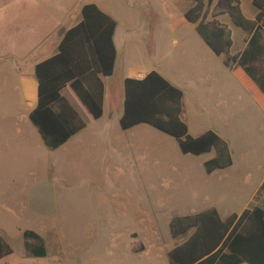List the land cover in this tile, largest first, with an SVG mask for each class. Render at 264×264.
Returning a JSON list of instances; mask_svg holds the SVG:
<instances>
[{
    "label": "rangeland",
    "instance_id": "obj_1",
    "mask_svg": "<svg viewBox=\"0 0 264 264\" xmlns=\"http://www.w3.org/2000/svg\"><path fill=\"white\" fill-rule=\"evenodd\" d=\"M104 2L114 8L119 19V63L126 61L140 66L141 54L135 47L142 48L139 43L143 41L145 29L157 21L149 16V3L153 8L166 6L159 0ZM57 14L36 15L33 9L27 14L23 13L19 0H0V228L13 240L15 255L9 264H46L45 260L27 257L19 230V227L36 225L49 237L51 258L66 254L70 260L58 264H82L81 259L91 264H139L131 258L132 248L139 252L147 246L159 248L161 243L164 247L167 245L169 252L180 243L181 240L172 238L170 223L181 211H190V201L182 198L184 192L189 193L195 187L199 193L205 190L200 188L208 186L202 164L207 157L196 159L185 171L175 155L162 162L159 147L155 150L153 142L145 145L152 148L150 153H145L141 147L151 136L140 132L131 137L136 149L131 155L124 154L121 143L118 149L110 145L111 135L102 136L106 130L101 128L111 127L107 132L115 137L118 130L122 131L123 86L111 98L101 124H91V132L68 145L69 148L76 145V150L65 147L49 150L28 116L20 126L18 110L27 108L28 104L20 96L18 70L23 62L35 59L38 52L31 53V50L47 32L57 29L52 34V42L61 36L59 28L54 26L61 19ZM44 21L48 25L39 28L38 23ZM134 23L143 32L140 36L131 34ZM161 24H169L167 17L162 18ZM142 50L147 55L146 63H153L154 59L148 57L149 50ZM161 51L168 55L162 64L166 68L175 66L179 47L169 44ZM158 53H161L159 49ZM117 83L114 81L111 91ZM151 130L161 134L154 128ZM129 134L122 135L129 139ZM95 139H100L98 148H90ZM179 155L183 156L180 150ZM5 201L15 204L18 216L6 213ZM139 220L143 222L139 224ZM162 264H170L168 256Z\"/></svg>",
    "mask_w": 264,
    "mask_h": 264
},
{
    "label": "trees",
    "instance_id": "obj_2",
    "mask_svg": "<svg viewBox=\"0 0 264 264\" xmlns=\"http://www.w3.org/2000/svg\"><path fill=\"white\" fill-rule=\"evenodd\" d=\"M195 6L185 19L209 48L225 57L239 81L264 109V0H254L259 10L256 20H249L241 0H191ZM215 5V6H214ZM228 15L242 29L247 50L231 57V29L217 19ZM83 20L65 33L58 53L36 67L38 104L30 114L45 146L57 151L88 127V117L98 121L104 116L105 84L103 78L114 75L117 50L114 35L117 22L97 5L82 9ZM209 18L212 20L209 21ZM77 98L81 114L64 95L66 90ZM182 90L157 72L142 80L124 83V113L120 125L124 131L148 125L177 141L184 155L200 157L216 151L205 164L209 175L233 166L228 144L213 131L194 138L182 120ZM264 193L262 186L259 196ZM174 240L189 237L169 253L170 264H264V209L255 207L241 216L234 214L224 221L216 209L198 215L176 217L170 223ZM29 258L48 257L45 239L38 233L23 232ZM14 254L13 247L0 235V261Z\"/></svg>",
    "mask_w": 264,
    "mask_h": 264
},
{
    "label": "crops",
    "instance_id": "obj_3",
    "mask_svg": "<svg viewBox=\"0 0 264 264\" xmlns=\"http://www.w3.org/2000/svg\"><path fill=\"white\" fill-rule=\"evenodd\" d=\"M159 1L166 7L162 9L153 8L152 4L149 3V16H153L157 21L150 29H145L146 34L141 38L143 41L139 43L143 49L149 50L148 57L153 58L154 62L151 64L146 63V52L144 53L142 48L135 47L137 52L141 54V65L136 66L132 62L131 64L126 61L122 64L119 63L117 45L120 27L119 19L114 8L104 2V0H87L85 2L82 0H19L23 13L26 11L29 14L30 10L33 9L36 15L44 13L51 17L55 16L58 11L57 15L61 19L54 26L59 28L58 33L62 34L56 41L52 42L54 36L52 34L57 32V29L54 28L47 32L48 34L31 50V53L38 52L35 59L30 62H23L19 67L17 77L19 92L28 107L18 110L20 116L18 124L22 126L26 122L27 116L30 119L31 112L38 104V82L35 74L37 65L58 53V47L65 33L82 22V9L84 6L95 4L118 24L114 35V43L117 50L115 71L113 77L102 79L105 84L103 118L98 121H92L88 117V127L73 137L63 147L67 148V150H76V145H73L72 148H69L68 145H72V142L80 141L81 138L91 132L90 128L92 125L101 124L107 115L111 98L115 95L118 88H122V86L124 88V83L127 79L142 80L150 73L157 72L173 86L183 91L182 120L187 125L189 134L194 138H198L209 131L218 134L230 148L233 166L227 170L217 171L209 175L205 164L216 157V151L200 157L184 155L181 152L183 155L181 156L179 155V144L175 139L171 141L167 138L169 136L166 135L165 137V134L161 133L159 135L152 132V127L148 125H141L128 131H124L120 125L122 131L118 130L117 137L107 132L111 127L104 126L101 129L106 131L102 136L111 135V138L109 137L110 145L116 146L118 149L121 143V150L125 151L126 153L124 154L126 155H131L136 151L131 137L135 138L134 136H137V132L147 137L151 136L153 139L147 138L144 141V146L141 143L137 145L142 146L141 148L145 153H150L152 148H148L145 145L153 142L156 147L155 150H157V146L159 147V155L162 162H167V160L173 158L172 155H175L174 157H177L182 163V168L185 171V167L193 165L196 159L207 157L202 164L207 174L206 183L208 186L200 188L205 190L199 193L196 192L195 187L189 193L184 192L186 194L182 198L190 201L188 205L190 211H181L177 217L198 215L211 209H216L221 218L226 221L234 214L241 216L248 209L255 207L264 209V193L259 196V192L264 185V109L257 103L253 94L235 76L234 71L225 64V57L217 56L201 38L197 32V27L185 19L186 13L195 6V3L191 0ZM218 1H215V5ZM241 6L249 20H256L259 10L254 6V0H241ZM164 16L169 20V24L166 26L161 24ZM211 20L209 18V21ZM217 21L227 25L232 31L233 46L230 51L231 57L242 55L248 48L245 32L236 27L228 15L219 17ZM49 23H51V20H49ZM45 25H48L47 21L39 22L37 26L41 28ZM142 33L136 23L131 26V34L140 36ZM169 44L178 46L180 51L176 53L175 66L170 65L169 68H166L162 62L168 55L162 52L161 49L165 50ZM158 49L161 53H158ZM158 54L161 55L158 56ZM116 80L118 83L112 86L113 91H111L110 87ZM64 95L83 114L80 108L81 105L71 90H66ZM19 133H23L22 127L19 128ZM120 133H130L129 139L124 138ZM95 140L94 146L90 148H98L100 139ZM239 169L241 171L237 172L236 170ZM183 176L192 178L189 174H184ZM189 186L192 185L190 184ZM5 202L3 206L7 210L6 213L10 216H18V212L14 209L15 204L13 202ZM142 222V220H139V224ZM19 230L22 237L24 231L31 230L45 239L48 257L42 260H45L46 264H58L61 261L70 262L69 258L65 256L66 254L64 257L51 258V250L48 244L49 237L40 225L19 227ZM0 233L12 246L11 242L13 240L6 234V231L0 228ZM188 238L187 236L176 239L181 241L175 247L185 243ZM145 240L147 239L142 238V241ZM170 251H167V245L164 247L161 243L159 248L147 246L139 252H136L134 247L131 249V258L135 259V263L139 261V264H162L166 262V257H169ZM14 255L15 252L11 257L0 261V264H9ZM33 259L35 261L39 260L37 258ZM77 261L79 260L75 262ZM80 261L82 264H91L86 260L81 259Z\"/></svg>",
    "mask_w": 264,
    "mask_h": 264
}]
</instances>
